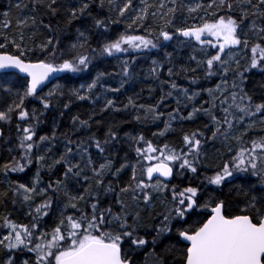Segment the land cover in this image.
Here are the masks:
<instances>
[{"label":"snow or ice","instance_id":"6c2138e0","mask_svg":"<svg viewBox=\"0 0 264 264\" xmlns=\"http://www.w3.org/2000/svg\"><path fill=\"white\" fill-rule=\"evenodd\" d=\"M141 5H136L135 0H20L14 5L27 15L16 21L18 35L10 36L7 31L0 35V49H15L0 53V125L11 126L16 121V139L22 154L13 156L0 171L8 180L9 173H25L34 163L38 167L32 177L21 178L12 189L27 206L26 215L31 219L20 223L9 215L0 217V228L6 230L0 235V264H264V135L244 139L257 124L264 132V25H257L250 18L264 19V0L198 3L187 10L227 11L224 15L213 11L214 20L200 17L202 23L182 28L173 25L177 7L152 12L166 25L158 33L146 29L154 38L131 30L133 25L144 27L149 8L164 9L165 0L158 6L141 0ZM234 6L240 13L238 19L231 15ZM122 21H127L126 30L112 35V26ZM245 21L248 31L258 36L256 42L247 38L242 27ZM0 27L8 30L12 24L5 20ZM169 27L173 28L171 32ZM40 28L48 35L37 41ZM26 29L32 30L27 36ZM93 36L96 47L91 46ZM174 37L216 48L211 54L201 49L205 58L192 55L190 59L196 66L179 71H174L172 57L166 54L168 77L187 71L195 73L201 68L204 79L219 77L214 88L202 89L209 98L204 104L211 107L196 106L194 101L200 93L190 95L189 88L178 87L174 80L161 81L171 90L164 92L156 105L137 104L133 96L128 97L127 103L118 104L107 93L121 92L126 79H132L128 60L123 62L121 71L126 79H121L119 87L105 88L101 94L96 89L105 73H98L79 88L69 86L65 90L60 84H53L45 91L54 80L87 73L97 59H119L133 52L146 54ZM62 41L68 42L62 46ZM37 51L38 56H28ZM9 70L25 74L23 83H13L16 73ZM161 71L163 65L153 60L150 74L160 80ZM257 75L260 80H255ZM200 79L193 76L190 84L196 85ZM173 92L193 101V107L187 114H180L179 108L169 113L159 135L175 131L174 121L194 120L203 114L215 125L213 141L219 138L225 144L232 140L239 145L237 149L229 145L232 155L211 172L204 162L203 145L208 137L202 131L182 133L183 147L179 149L169 144L161 149L143 134H121L124 118L107 122L103 119L104 113H127L133 109L135 121L155 122L164 116L157 110L159 105L172 98ZM65 96L67 100L63 99ZM28 100L41 107L30 109L25 103ZM76 101L93 106L94 114L85 119L69 115ZM176 103L179 105L180 100ZM216 108L224 113L222 117L217 116ZM50 112L55 114L52 131L38 136L41 117ZM66 115L71 128L62 133L61 143L58 121ZM97 115L102 119L97 121ZM5 135L0 126V138ZM126 143L134 147L136 162L131 163L124 156L117 165L114 157L120 155ZM54 149L56 155L50 156ZM58 166L62 178L48 177L45 183L41 171L55 172ZM125 169L130 172L127 181L121 177ZM188 173L191 175L186 183H171ZM72 182L79 185L78 190L70 188ZM110 193L119 194L117 212L103 205ZM154 196L164 207L150 223L140 205L153 209ZM45 217L51 219V225Z\"/></svg>","mask_w":264,"mask_h":264},{"label":"trees","instance_id":"16d2710c","mask_svg":"<svg viewBox=\"0 0 264 264\" xmlns=\"http://www.w3.org/2000/svg\"><path fill=\"white\" fill-rule=\"evenodd\" d=\"M190 1V0H189ZM196 3L200 4H211L212 0H195ZM20 2V0H0V25H3L5 20H9L12 24L11 29L5 30L3 27H0V35H2L5 31L9 33L10 36L18 35L20 29L16 27V21L18 17L21 15H27V12H21L16 9L14 5ZM147 2L151 5L158 6L161 0H147ZM188 2V1H187ZM136 5H141V0H135ZM166 7L164 9H159L158 7L149 8V18L145 23L144 27H138L137 25H133L132 32L134 34L145 35L148 38H154L149 36L148 31L146 29H151L153 32L158 33L159 29L165 27V20L157 17H153L151 15L152 12H166L169 7H177V12L175 14V19L173 21V25L175 28H182L191 26L193 24H200L203 21L200 17H204L208 20H214L215 16L212 15V12L215 11L219 15H224L225 10H219L216 8H211L205 10L204 8L199 9L196 12L190 13L187 9L186 2L183 0H176L175 4H169L170 1L165 0ZM97 11H100L97 9ZM131 11V10H130ZM5 13H9L8 16H5ZM233 18H239L238 7L234 6L233 12L231 13ZM253 20H256L257 25H264V19H259L257 17H250ZM39 19V16H38ZM127 21H122L120 24L112 26V35H116L119 32H124L126 30ZM248 21H245V24L242 26L244 31L247 33V38L250 41L256 42L258 40V36L248 31ZM39 27V26H38ZM168 30L171 32L173 30L172 27H169ZM31 29H26L25 34L31 32ZM48 33L40 28L37 33L36 39L37 41L43 39L44 36H47ZM74 39V36L71 37ZM208 39L214 38L208 37ZM68 41H62V46L66 45ZM91 46H97V39L95 36L92 37ZM204 49L207 53L211 54L216 51V48L212 45H199L194 40H188L187 38L180 37L179 39L175 38L172 41L163 42L159 44L157 49H152L150 52L146 54H138V53H129L127 55H121L119 59L115 57L101 58L97 59L93 62V65L90 66L87 73L79 74L76 76H71V79L61 78L57 82L53 84H60L68 89L69 86L79 88L82 84H86L91 82V80L95 79V76L98 73H105L102 78L100 85L96 89L97 94H101L104 92L105 88L111 87H119L121 79H126L122 76L121 71L123 67V62L128 60L131 65V72L133 74L132 79L127 80L124 88L119 93H115L113 99H117L118 104L127 103V99L129 96H133L136 99L137 104H145V105H156L159 101V98L164 94V92L170 91L168 85L161 84L162 80H174L178 87L180 88H189V94L191 95L194 92H199L200 95L194 101L196 106L203 105L205 108L211 107V104H204L205 99H209L206 91H202V89L206 87H215L216 84L220 82L219 77H212L209 79L203 78V69H198L197 72L193 73L191 71L182 72L180 75L168 77L167 69L170 66L167 62L166 54H170L172 57V66L174 71H179L180 68H192L196 66V62L192 61L190 57L195 55L198 59L205 58V51H201ZM4 51L15 52V49H0V53ZM39 52L29 53L28 56L34 58L38 56ZM240 58L239 56L237 57ZM156 60L161 65H163V71L160 72V80L155 79L154 76L150 74V69L152 67V61ZM134 61V62H133ZM245 61L241 59V63L243 64ZM65 74H63L64 76ZM71 75V74H68ZM62 76V77H63ZM185 76L188 78L185 79ZM193 76L201 77L200 82L196 85L190 84V80ZM261 77L257 75L255 80H260ZM13 83H23V79L18 77L13 78ZM251 83V82H250ZM52 85L47 87L51 88ZM67 100L68 97L65 96L63 98ZM180 100V104L177 105L176 100ZM26 105L31 108L39 109L41 105L38 102H34L32 100H28L25 102ZM102 103V101L100 102ZM187 105V107H185ZM92 107L87 102L76 101L73 103L72 108L70 110L69 115L76 114L80 115L82 119L88 118L92 113ZM193 107V101L187 100L182 94L177 96L176 92H173V97L165 100L163 104H160L158 107V111H162L164 116H162L159 120L153 122L151 119L147 121L137 122L132 116L134 111L133 109H129L127 113H112L109 115L108 113L103 114V119L105 122L111 120L113 118L121 120V134L129 133L131 135L143 134L147 140H150L154 146L159 148H163L164 144H169L170 147H175L177 149L183 147L182 144V133L191 132V131H202L204 136L208 137L207 143L203 145L204 151L206 153L205 163L209 165V172L215 169V167L229 159L232 153L229 152V145L232 149H237L239 145L235 141L229 140L227 144L223 143L221 139H217L213 141L211 139V133L215 130V125L211 122L210 118L203 114H198L196 119L194 120H184V121H174L172 127L175 131H169L165 135H159L160 132L164 131L165 124L168 121V114L174 112L177 108L180 109V114H187L191 111ZM215 113L218 117H222L224 113L220 110V108H216ZM54 113H49L46 117H41L43 121L37 128V135H47L52 131V121L54 118ZM69 115H66L61 120H59L60 130L59 135L61 138V143L63 142V132H68L71 128ZM97 121L101 120L102 117L97 115L95 116ZM16 121L14 120L13 125H1L5 131V137L0 140V169H2L5 163H8L13 156L21 155L22 152L18 148V140L16 139L18 135V130L15 127ZM261 125L257 124L255 129L249 131L248 136L244 139L247 141L250 137H259L264 135V132H261ZM238 134V133H237ZM80 135V133H77ZM12 151H9V149ZM50 156L56 155V150H53V153L49 154ZM93 155L95 156V150H93ZM126 156L128 161L131 163L136 162L137 155L134 151V147L130 146L126 143L121 149L120 155L114 157L117 162V165L120 163L121 158ZM146 163V162H145ZM38 165L33 164L31 168H29L25 173H9L8 180H5L4 174L0 171V217L9 215L11 219L16 220L20 223H27L31 218L26 215L28 208L26 205L22 204L19 197L15 196L13 192V188L16 183L21 181V178L27 180L32 177L37 169ZM174 169V174H175ZM60 175L62 178V174L59 173V166L57 171L55 172H47L41 171V177L45 183L48 182V177H56ZM191 174L188 173L183 179H174L171 183L176 185H182L187 182L188 176ZM122 179L127 181L130 179V172L128 169H125L123 173H121ZM106 179H108L106 177ZM11 182V186L10 183ZM70 188L75 191L78 190L79 185L72 182L70 184ZM118 193H110L107 197L103 199V205L112 207L113 212L119 211V203L117 202ZM60 200H63V197H60ZM153 209L148 210L145 209L143 204L140 205L141 209H144L143 214L149 217V222H153L157 214L163 211V204L160 200L156 199L154 196L153 199ZM72 211L71 209L69 210ZM45 221L51 225L52 221L49 217L44 218ZM3 221L0 220V224ZM1 233L5 234L6 230L0 228ZM1 234V235H2ZM2 255V253H0ZM143 254H141V258ZM150 259V258H149Z\"/></svg>","mask_w":264,"mask_h":264},{"label":"rangeland","instance_id":"374dc122","mask_svg":"<svg viewBox=\"0 0 264 264\" xmlns=\"http://www.w3.org/2000/svg\"><path fill=\"white\" fill-rule=\"evenodd\" d=\"M167 1H170V3L169 4H172V0H167ZM197 3H196V1L195 0H190V1H188V2H186V6H188V7H191V6H195ZM110 88V87H109ZM114 94L115 93H107V95H108V97L109 98H113L114 97Z\"/></svg>","mask_w":264,"mask_h":264},{"label":"water","instance_id":"95a60500","mask_svg":"<svg viewBox=\"0 0 264 264\" xmlns=\"http://www.w3.org/2000/svg\"><path fill=\"white\" fill-rule=\"evenodd\" d=\"M184 2H187V1H189V0H183ZM10 72H14V73H16V75L18 76V77H20V78H24V75L25 74H23V73H18L17 72V70H9ZM61 76H62V74H61ZM51 79V78H50ZM59 79H57V80H54V81H52L51 83H49L48 84V86H50V85H52L54 82H56V81H58ZM47 86V87H48ZM2 138H0V140H1Z\"/></svg>","mask_w":264,"mask_h":264}]
</instances>
